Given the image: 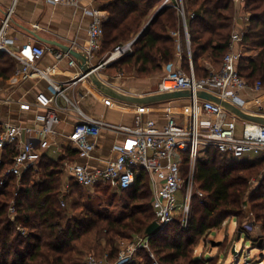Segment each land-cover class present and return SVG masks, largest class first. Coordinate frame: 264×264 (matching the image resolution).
Returning a JSON list of instances; mask_svg holds the SVG:
<instances>
[{
    "label": "trees",
    "instance_id": "obj_1",
    "mask_svg": "<svg viewBox=\"0 0 264 264\" xmlns=\"http://www.w3.org/2000/svg\"><path fill=\"white\" fill-rule=\"evenodd\" d=\"M109 11L104 21V50L113 51L134 36L133 51L107 65L109 73L117 74L135 69L140 77L163 72L164 64L177 58L175 38L171 31L183 29L180 16L173 5L164 6L148 26L138 35L145 19L160 0H100ZM190 32L191 52L197 77L210 72L206 62L218 68L230 48L234 31V0H184ZM250 14L244 29L243 44L260 49L256 56H243L238 69L249 83H264V0H245ZM134 33V35H133ZM174 60V61H175ZM183 68L189 70V53H182ZM14 60L0 54V77L14 74ZM16 150L7 146L0 163V177L12 164ZM188 159L183 162L187 173ZM65 157L45 155L36 166L29 167L17 186L16 177L9 175L0 184V264H85V250L97 256L108 254L116 260L121 246L119 239L132 235H146L154 221L152 191L149 175L141 170L124 198L129 210L119 217L96 214L82 201L84 186L72 182L65 198L77 195L72 202L76 211L69 215L62 205L61 184ZM264 161L250 157L236 159L209 147L197 162L195 182L204 192L193 195L192 212L187 227L178 217L149 237L151 249L165 264H186L196 260L190 256L199 240L212 229L221 226L230 216L243 217L244 206L251 205L256 219L264 230ZM253 178L259 179L253 188ZM72 180V179H71ZM67 200V199H66ZM15 206L16 214L10 213ZM81 209V212L78 211ZM131 239V238H130ZM105 240V246L102 241ZM125 264H153L149 252L141 248L133 262ZM196 264V263H195Z\"/></svg>",
    "mask_w": 264,
    "mask_h": 264
},
{
    "label": "built area",
    "instance_id": "obj_2",
    "mask_svg": "<svg viewBox=\"0 0 264 264\" xmlns=\"http://www.w3.org/2000/svg\"><path fill=\"white\" fill-rule=\"evenodd\" d=\"M45 1L56 5L78 6L82 0ZM236 1L244 7L243 17L247 26L250 14L245 12V0ZM167 5L175 6L180 16L189 53L190 68L188 71L183 68L182 55L178 58V62L166 64L158 89L162 93L189 91L191 92L189 103L178 112H169L167 120L162 124L155 119L143 121L140 110L132 125L117 124L95 118L83 111L68 96L67 90L75 81L83 80L92 73L76 75L72 82L64 83L57 80L54 75L61 61L66 59L69 66H75L77 63L69 52L30 42L18 45L17 49L14 48L16 40L10 37L9 30L15 8L10 6L7 9L5 16L0 17V54H8L15 60L14 73L16 76L21 79L32 77L45 79L48 82L49 91L37 94L35 104L45 109V112L38 116L37 121L30 124L2 123L0 162L7 146L13 148L16 146V153L12 164L0 180L1 184L9 175L20 179L22 174L40 158L39 149L49 148L55 143L58 126L61 123V112L68 107L76 108L78 113V120L74 123L68 137L74 143L80 158L89 160L92 157L96 147L95 141L103 129L123 132L126 135L125 142L116 146L117 154L108 159L104 165H92L88 161L71 163L68 171L72 181L84 187L106 182L125 190L132 187L140 171L145 170L149 175L152 191L154 221L161 225L172 223L179 217L182 227H187L192 212L194 193L201 197L205 195L195 182V173L197 162L207 148L213 147L236 159L249 155L264 157V122L243 120L235 111L223 104L227 102L244 112H251V106L264 109V83L261 80L249 83L238 69V63L244 53L241 49H235V45L243 43L245 28L233 31L230 48L221 65L218 68L211 65L207 76L197 77L187 25L188 16L194 17V14H187L184 0H162L156 8ZM91 13H93V18L88 26L90 48L86 50L90 58L99 48L105 32L102 16L98 13ZM171 35L180 42V29L172 30ZM133 43L134 40H131L116 46L108 59L99 63V68L109 61L131 53ZM47 53L54 56L56 64L40 65V61ZM244 91H249L254 97L249 100L242 97L241 93ZM201 93L214 94L218 97V101L202 98ZM21 107L30 109L31 104L24 103ZM23 137L25 139H22ZM185 159H188L187 175L183 171ZM182 189L181 200L178 194ZM63 199L61 203L64 206L65 199ZM9 210L11 215L16 214L13 201ZM141 248L149 252L153 264H160L150 247L149 237L142 234L135 235L131 242L124 248H120L116 260H110L108 254L104 258H98L94 253L89 252L85 256V264L130 263L135 260L136 253Z\"/></svg>",
    "mask_w": 264,
    "mask_h": 264
},
{
    "label": "crops",
    "instance_id": "obj_3",
    "mask_svg": "<svg viewBox=\"0 0 264 264\" xmlns=\"http://www.w3.org/2000/svg\"><path fill=\"white\" fill-rule=\"evenodd\" d=\"M234 1L236 3L234 30H240L246 26L243 17L244 7H242L243 5L241 3L236 0ZM10 6H14L15 12L12 16L9 35L16 40V46H14L16 49L18 45L30 42L32 44L52 46L55 50H63L55 44L41 40V38L56 40L85 53L89 58L87 67H91L103 61L102 56L104 57L106 53L107 55L112 53L110 50H104V36L99 48L94 51V55L91 58L86 53V50L90 48L88 26L93 18V13L91 12H94V14L98 13L102 16L104 21L109 17V11L102 6L100 0H82L78 6L56 5L48 3L45 0H0V17L5 16ZM156 7L153 10H158ZM149 20L148 17L145 19L139 32L135 34V36L137 35L136 37H138ZM180 34V42L175 40L176 60L182 55L184 48L187 46L184 29L180 30ZM135 39L136 38L133 36L126 42L131 40L135 41ZM235 49H241L244 56H256L260 51V49H249L243 43H237ZM100 55L102 56L100 57ZM74 58L77 62L75 66H69L66 59L59 63V68H57L56 75H54L57 80L64 83L72 82L76 75H80L84 72L79 60L76 57ZM14 64L16 66L15 60ZM54 64H56V60L51 53H47L40 61V65L42 66ZM211 65L213 64H208L209 67ZM165 66L166 64L163 66V72L146 77H140L135 69H132L133 72H129V75L124 74V72H118L115 76L113 75V78L109 79L103 76L105 72L103 73L101 70L102 67H100L85 79L75 81L74 84L68 88L67 94L68 96L71 95L69 97L73 99L83 111L95 118L104 119L117 124L132 125L141 110L142 112L140 114L143 121L155 119L162 124L167 120L169 112H178L184 105L189 103L190 98V96L183 95L186 91L159 92L158 84L165 72ZM106 75L110 76L107 73ZM95 80L101 83V89L105 87V82L114 84L115 88L106 87L107 89L103 90L96 89L93 85ZM48 89V82L45 79L35 77L21 79L16 76L15 73L9 79L0 77V127L4 122H9L11 124H30L37 121L38 116L45 112L44 108L35 104L37 94L42 91L48 92ZM169 94L173 95L169 96ZM163 95L165 96L163 97ZM241 95L248 100L254 97L251 96L252 93L249 91H244ZM201 96L202 98H206L205 95ZM24 103H30L31 108H22L21 104ZM225 103L228 105H226L227 108L235 111V107L229 105L227 102H224V104ZM64 104L65 103H63V105ZM250 109L251 112L240 111L250 116L252 119L264 120L263 108L251 106ZM236 114L239 118L247 120L246 117H242V115L237 112ZM77 120L78 113L76 108L68 107L64 109V111L61 112V123L58 126V134L55 143L49 148L39 149L40 158L33 164V166H36L41 160V157L45 155L54 158L65 157L64 173L62 174L61 184V200L64 198V193L67 190L70 191L71 183L73 182L68 171V167L71 163H84L88 161L92 165L102 166L108 159L113 158L117 154L116 146L124 143L126 140V135L123 132L103 129L95 141L96 147L92 157L89 160L80 158L74 143L71 142L68 137ZM241 124H239V127H241ZM22 139H25V137ZM15 148L16 146L13 149ZM3 157L4 154L2 159ZM248 157L253 161H264V157L262 156L249 155ZM2 177L3 175H1L0 180ZM16 181L18 186L21 178L18 179L16 177ZM84 188L100 190V192L105 193L109 192L111 189L122 192L118 187L106 182H100L95 186ZM64 202V206H67L68 202L66 199Z\"/></svg>",
    "mask_w": 264,
    "mask_h": 264
},
{
    "label": "rangeland",
    "instance_id": "obj_4",
    "mask_svg": "<svg viewBox=\"0 0 264 264\" xmlns=\"http://www.w3.org/2000/svg\"><path fill=\"white\" fill-rule=\"evenodd\" d=\"M157 6H159V4ZM155 11L156 9L150 11L148 20ZM245 12H248L246 8ZM185 50L188 51L187 46L184 48V51ZM110 55L111 54L107 55L106 53L104 57L102 55H100V57L102 56V60L105 61ZM174 60L175 58L171 61L174 63L179 61ZM112 62L114 61H109V63L104 65L101 69L103 73L105 72V75L103 74V76L107 79L113 78V75H116L107 71V65ZM205 64L208 65L209 63L206 62ZM131 71L133 72V70L125 71L124 74L129 75V72ZM106 73L110 76H107ZM100 84L101 83H99L97 80H95L93 83L96 89H101ZM104 85L105 87H103L101 90L107 89L106 87L115 88L114 84L112 83L105 82ZM187 173H185V175H187ZM258 180V178H253L251 181L253 188L258 186ZM195 187L197 186L195 185ZM80 191L83 193L82 201L87 204L89 209H92L98 215L109 214L112 217H119L124 213H127L129 210L127 207H125L124 197L127 196V193L125 192H117L116 190L111 189L109 192L105 193L100 192V190L87 188L80 189ZM182 191L183 189L178 194L180 199L182 197ZM65 199H67L68 203L64 208H67L69 215L76 212L72 209V202L77 199V195H71ZM78 212L80 213L81 209ZM244 214L245 215L243 217H227L222 222L220 227L214 228L209 233L204 235L190 253L191 258L193 260L195 259L196 262L193 261V263L186 264H264V230L262 229V223L256 219L250 204L244 206ZM240 230L242 231L241 233L239 232ZM135 235H139V233L132 235V237H130L131 239L120 238L118 242L121 248H124L129 242H131ZM101 245L105 246V240L102 241ZM89 252H92L96 255V253L92 250H85V256ZM97 257L104 258L105 255L102 257ZM159 262L160 264H165L160 260Z\"/></svg>",
    "mask_w": 264,
    "mask_h": 264
},
{
    "label": "water",
    "instance_id": "obj_5",
    "mask_svg": "<svg viewBox=\"0 0 264 264\" xmlns=\"http://www.w3.org/2000/svg\"><path fill=\"white\" fill-rule=\"evenodd\" d=\"M164 6L160 7L158 10H156V12L153 14V16L150 18V20L148 21V23L146 24V26L143 28V30L148 26V24L154 19V17L158 14V12L163 9ZM142 30V31H143ZM141 31V32H142ZM41 40L45 41V42H48V43H51V44H55L57 46H59L60 48H62L64 51L66 52H69L71 55H73L74 57H76L79 62H80V65H81V68L84 70V74L88 73V72H93L95 71L96 69L99 68V64H96V65H93L91 67H87V64L89 63V58L88 56L81 52V51H78L76 50L75 48H73L72 46H69L67 44H63L61 42H58L56 40H50V39H46V38H41ZM167 95V94H165ZM163 95V97L165 96ZM170 95H173V94H169ZM183 95H186V96H191V92L189 91H186ZM201 95H205L206 98H211V99H214V100H217L218 101V98L217 96L213 95V94H210V93H201ZM224 104V102H223ZM225 106L227 105L226 103L224 104ZM228 106V105H227ZM234 110L242 115V117H246V119H249V120H255V121H260V122H264V120H257V119H252L250 116L244 114L242 111L240 110H237L234 108ZM164 225H161L159 224L158 222L156 221H153L149 226L148 228L146 229V234L147 236L151 237L153 236L156 232H158L159 230H161V228H163ZM240 233L242 232L241 230L239 231Z\"/></svg>",
    "mask_w": 264,
    "mask_h": 264
}]
</instances>
